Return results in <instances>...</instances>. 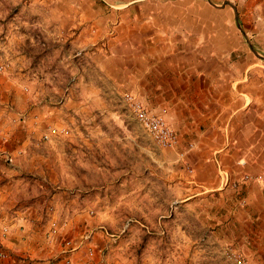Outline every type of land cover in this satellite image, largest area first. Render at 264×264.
Segmentation results:
<instances>
[{
  "label": "rangeland",
  "instance_id": "rangeland-1",
  "mask_svg": "<svg viewBox=\"0 0 264 264\" xmlns=\"http://www.w3.org/2000/svg\"><path fill=\"white\" fill-rule=\"evenodd\" d=\"M62 4L0 0V173L18 187L38 188L21 189L8 215L36 203L47 216L40 225H50L45 242L55 252L67 248L60 254L80 249L65 264H237L234 256L264 264V235L255 226L247 230L242 216L226 214L228 198H242L243 174L233 180L237 187L205 191L195 184L190 145L152 140L123 100L126 76L110 77L99 69L102 62L96 65L106 37L79 44L63 25L68 14L49 8ZM198 192L194 203L183 201ZM47 198L51 207L42 203ZM0 230L4 236L8 226ZM47 256L19 259H60Z\"/></svg>",
  "mask_w": 264,
  "mask_h": 264
},
{
  "label": "crops",
  "instance_id": "crops-1",
  "mask_svg": "<svg viewBox=\"0 0 264 264\" xmlns=\"http://www.w3.org/2000/svg\"><path fill=\"white\" fill-rule=\"evenodd\" d=\"M61 1L62 6L49 8L68 14L63 25L79 44L106 37L103 53L95 54L96 65L102 62L99 69L110 77L126 76L121 86L162 109L179 144L190 145L195 184L205 191L231 187L221 183L219 167L231 180L244 173L257 177L243 185L242 198L235 193L228 198L226 214L242 216L247 230L255 226L263 237L264 183L258 176L264 177V0ZM89 28L93 32L87 36ZM0 180V226H8L6 235L0 230V252L6 256L0 264H23L19 256L45 259L51 253L60 256L56 264H65L79 255L75 247L71 255L60 254L67 248L55 252L45 242L50 225H40L47 216L38 212L36 203L8 215L21 189L34 193L37 186L18 187L1 173ZM200 193L183 201L194 203ZM52 202L42 200L50 207ZM50 207L45 214L50 215Z\"/></svg>",
  "mask_w": 264,
  "mask_h": 264
},
{
  "label": "built area",
  "instance_id": "built-area-1",
  "mask_svg": "<svg viewBox=\"0 0 264 264\" xmlns=\"http://www.w3.org/2000/svg\"><path fill=\"white\" fill-rule=\"evenodd\" d=\"M1 69V66H0ZM123 100L129 106L134 118L139 123V125L147 132V134L152 138V140L161 147H173L177 143V135L173 129L170 128L164 114L145 105V103L137 97L132 92H127L123 96ZM55 130L52 129L51 132ZM50 133V132H49ZM11 158H9L10 160ZM219 176L221 183L223 185H230L232 187H237L238 181H233L230 179L229 174L219 167ZM253 176L244 173L241 178V182H248L253 180ZM261 181L264 178L258 176ZM257 179V177L255 178ZM131 219L128 218L125 221L123 230L130 225ZM55 229L53 228V232ZM234 261L237 264H247L245 260L238 256H234Z\"/></svg>",
  "mask_w": 264,
  "mask_h": 264
}]
</instances>
